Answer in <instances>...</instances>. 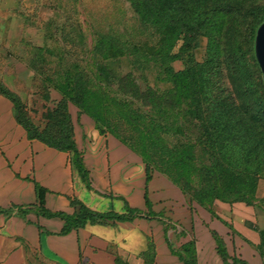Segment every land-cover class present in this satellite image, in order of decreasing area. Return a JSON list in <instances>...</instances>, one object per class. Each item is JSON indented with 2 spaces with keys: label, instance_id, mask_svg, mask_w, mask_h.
<instances>
[{
  "label": "trees",
  "instance_id": "1",
  "mask_svg": "<svg viewBox=\"0 0 264 264\" xmlns=\"http://www.w3.org/2000/svg\"><path fill=\"white\" fill-rule=\"evenodd\" d=\"M125 1L147 39L122 41L118 35H100L95 52L103 60L126 58L137 71L156 69L157 80L168 87L160 92L146 86L145 91H140L128 72L117 80L118 91L133 100L124 102L108 96L102 87L92 91L84 73L74 67L63 73L62 94L78 113L87 115L95 123L100 134L108 133L141 158L146 183L157 171L190 202L193 200L200 207H207L211 215H214L211 210L214 202L254 206L260 180L264 179V82L261 79L256 83L252 78L246 54L250 53L254 68L261 73L254 54V40L258 27L264 22V4L259 6L256 0ZM245 30L250 32L246 42L241 38ZM200 39L207 41L206 58L196 63L192 51ZM179 42L181 45L174 52ZM176 61L183 63L182 70L172 68L171 64ZM224 71L227 85L222 81ZM100 72L106 71L100 68ZM0 96L13 105L16 123L25 130L28 140L73 154L72 164L90 189L83 153L76 148L73 126L66 113L68 101L62 99L53 113L47 114L54 128L40 131L20 111L17 96L1 85ZM110 107L119 119L132 126L137 139L123 138L115 132V127H110L105 117ZM88 110L95 116L89 115ZM189 118L202 128L205 138L201 157L206 163H200L195 147L183 141V124H187ZM105 127L110 132H105ZM169 136H173L175 142H169ZM189 190L192 191L190 196ZM37 195L41 207V188L37 187ZM259 200L264 202V198ZM145 203L148 207L146 198ZM71 206L76 210L72 216L43 213L63 220L61 234L87 223L130 222L138 217V213L129 208L126 215H121L91 211L79 201H71ZM258 233L260 240L255 249L264 259V231ZM212 237L224 264H248L235 256L230 257L223 240L216 234ZM192 246V243L188 246L189 251ZM191 258L194 259L192 254ZM185 264L196 262L191 260Z\"/></svg>",
  "mask_w": 264,
  "mask_h": 264
},
{
  "label": "crops",
  "instance_id": "2",
  "mask_svg": "<svg viewBox=\"0 0 264 264\" xmlns=\"http://www.w3.org/2000/svg\"><path fill=\"white\" fill-rule=\"evenodd\" d=\"M73 124L90 189L72 164L73 154L28 140L13 105L0 96V264H224L213 234L230 257L264 264L255 249L264 231V185L254 206L214 202L211 215L160 173L146 183L141 158L100 134L87 115L77 110ZM37 187L43 190L41 207ZM71 201L98 213L126 215L129 208L138 217L87 223L61 234L63 220L43 213L72 216Z\"/></svg>",
  "mask_w": 264,
  "mask_h": 264
},
{
  "label": "rangeland",
  "instance_id": "3",
  "mask_svg": "<svg viewBox=\"0 0 264 264\" xmlns=\"http://www.w3.org/2000/svg\"><path fill=\"white\" fill-rule=\"evenodd\" d=\"M256 1L259 6L264 4V0ZM249 33L248 30L244 31L241 36L243 41H247L245 39ZM108 34L118 35L122 41L147 39L146 35L141 34L139 20L125 0H0V85L17 96L20 111L40 131L54 128L47 114L53 113L62 99L68 101L66 113L74 125L78 109L60 90L64 82L63 73L74 67L84 73L92 91L102 87L108 96L124 102L133 100L118 91L117 80L128 72H131L140 91H145L146 86L160 92L168 87L157 80L156 69L137 71L126 58L103 60L98 56L95 45L99 36ZM180 45L181 42L174 52L178 51ZM242 47L244 49V45ZM206 48L207 41L200 39L192 51L196 63L205 60ZM246 63L257 83L262 76L254 68L250 53L246 54ZM171 66L175 71L184 67L180 61L173 62ZM100 68L106 72L102 74ZM223 75L222 81L227 85L225 71ZM87 113L95 116L90 110ZM114 113L112 107L105 113L110 127H115V132L123 138L137 139L132 126ZM104 130L110 132L107 127ZM183 130V141L195 147V155L200 163H206V159L201 157V144L205 137L200 125L189 118L188 123L183 124ZM167 139L175 142L173 136ZM260 182L264 185V179ZM188 192L190 196L192 191ZM226 240L230 252V240Z\"/></svg>",
  "mask_w": 264,
  "mask_h": 264
},
{
  "label": "water",
  "instance_id": "4",
  "mask_svg": "<svg viewBox=\"0 0 264 264\" xmlns=\"http://www.w3.org/2000/svg\"><path fill=\"white\" fill-rule=\"evenodd\" d=\"M254 54L264 82V22L258 27L254 40Z\"/></svg>",
  "mask_w": 264,
  "mask_h": 264
}]
</instances>
